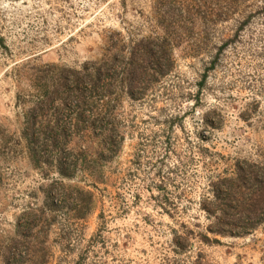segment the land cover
Listing matches in <instances>:
<instances>
[{
	"label": "rangeland",
	"instance_id": "obj_1",
	"mask_svg": "<svg viewBox=\"0 0 264 264\" xmlns=\"http://www.w3.org/2000/svg\"><path fill=\"white\" fill-rule=\"evenodd\" d=\"M165 35L172 65L133 97L118 86L110 141L31 163L33 102L111 54L120 76L129 47ZM55 108L43 126L68 127ZM249 204L264 211V0H0V264H264V212L235 214ZM219 217L254 229L217 233Z\"/></svg>",
	"mask_w": 264,
	"mask_h": 264
},
{
	"label": "trees",
	"instance_id": "obj_2",
	"mask_svg": "<svg viewBox=\"0 0 264 264\" xmlns=\"http://www.w3.org/2000/svg\"><path fill=\"white\" fill-rule=\"evenodd\" d=\"M179 20L181 21V19ZM171 23L173 26L179 25L176 18H171ZM160 40L162 41L141 40L134 46L129 47L127 50L128 56L122 66L121 78L115 76L114 72L119 56L111 54L97 63L84 65L78 72L66 71L67 75L61 77V84L51 86L53 97H43L33 102V107L26 111L25 127L20 133L21 139L26 144L31 163L39 168L36 165L41 161L39 156L42 153L45 154L49 149H57L58 146L67 149L74 141L77 145L89 144L90 140L97 141L100 145L110 141L114 131L106 127L109 125L111 116L110 104L115 101L112 97L118 86L127 90L129 96L133 97L132 91L136 85L148 83L163 69H166L165 67L169 68L172 65L171 49L173 47H167L169 43L166 35ZM59 91L63 92L64 96ZM55 101H58L60 106V108H55L58 113L61 111L68 113L66 116H68L67 124L69 125L66 128L51 130L49 127L43 126L45 122L41 119L45 118L50 105ZM72 120L85 125L84 128H77L76 126L73 129L69 127ZM58 122L55 121V123ZM86 154L87 151L85 150L81 160L76 159L69 164H58L56 166L58 175L62 178L75 176L81 165H83ZM245 191H248L246 195L251 198L245 196L243 198L244 203L246 200L252 201V198L253 200L256 197L262 198L259 187H245ZM215 199L220 200L217 193ZM252 202L263 203V200ZM253 204L245 205L240 211L235 212L236 216L238 215L248 222L259 218L260 214L264 212L263 208L256 207ZM48 210L51 212L50 208ZM77 211L80 213L79 216H82L86 214L87 209L84 212H82L83 209ZM220 213L223 216L222 218H225V211L220 209ZM220 218L218 222H221L226 228H217L219 230L216 231L223 235H244L254 229L252 224L235 226L223 222L222 220L225 219ZM230 227H233V229Z\"/></svg>",
	"mask_w": 264,
	"mask_h": 264
}]
</instances>
